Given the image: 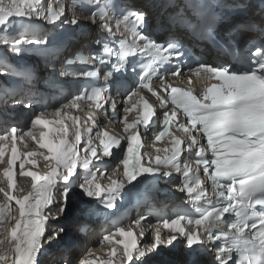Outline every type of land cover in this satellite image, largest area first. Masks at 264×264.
Returning <instances> with one entry per match:
<instances>
[{
  "label": "snow or ice",
  "instance_id": "obj_1",
  "mask_svg": "<svg viewBox=\"0 0 264 264\" xmlns=\"http://www.w3.org/2000/svg\"><path fill=\"white\" fill-rule=\"evenodd\" d=\"M259 5L256 16L252 0H48L47 5L44 0H0V123L6 125L0 134V162L5 144L11 145L3 170L7 186L0 187L4 198L0 264H39L44 244L63 240L66 229L53 228L50 220L67 214L74 188L81 189V197L95 200L92 211L114 215L110 210H119L118 202L138 185L149 180L154 185L173 174L181 177L179 190L194 211H165L154 203V195L148 203L146 194L149 215L156 217V223L143 214L127 226L117 222L100 241L110 246L108 256L116 258L115 264H152L165 254L164 249L178 250L179 264H264V0ZM37 20L53 28L41 32ZM82 22L103 33L95 41L98 51L67 63L78 61L90 67L56 69L51 62L60 44ZM217 25L242 29L253 38L238 45L227 40L222 44L241 66L200 63L189 69L204 81L199 94L171 87L166 78L180 77L184 71L180 62L186 52L178 34L183 30L216 43ZM153 30L163 36L152 38ZM28 54L39 55L51 67L42 90L37 84L44 69L26 63ZM173 61L174 70L168 71ZM68 78L89 82L65 97L63 84ZM127 80L132 86L122 97L123 134L113 136L102 130L96 114L102 111L107 118L110 109L113 117L108 122L112 123ZM154 81L159 91L152 87ZM145 90L165 109L162 118L142 94ZM21 109L33 112L27 128L9 123ZM74 110L87 113L88 119L71 115ZM132 111L137 115L129 122ZM157 120L160 130L155 141L169 136L170 129L183 136L172 135L170 148L142 151L143 134ZM18 141L30 149L22 154L19 176L31 178V190L14 195V169L21 157ZM114 149L122 157L109 174L100 164L114 155ZM81 152L86 155L81 157ZM184 152L189 157L194 152L195 159H182ZM35 157L54 163L47 164L50 170L45 174L26 171V163L35 167ZM78 167L83 169L82 178ZM121 171L123 178L118 175ZM105 177L109 183L102 186ZM125 181L131 187L126 189ZM145 221L147 229L142 226ZM133 226L140 228L138 234ZM146 230L152 239L141 245L138 238ZM93 255L90 251L80 264H93L89 258Z\"/></svg>",
  "mask_w": 264,
  "mask_h": 264
},
{
  "label": "bare ground",
  "instance_id": "obj_2",
  "mask_svg": "<svg viewBox=\"0 0 264 264\" xmlns=\"http://www.w3.org/2000/svg\"><path fill=\"white\" fill-rule=\"evenodd\" d=\"M0 187L6 188V182L3 177V172L1 168H0ZM17 190L19 189L17 188ZM3 203H4L3 193H0V205H3ZM76 225L78 226V224ZM98 230L99 229L97 225H92V230L90 232H87L85 235H80L78 232L74 231L71 236L74 242V245L72 246H69L67 244V241L63 238L62 241L53 240L49 243L44 244V248L46 250L47 255H53L54 258L53 264H66V262L67 264H72L77 258V256L84 251L85 247H87L88 245H92L95 242V238L98 234ZM0 250H3L2 247H0ZM89 252L90 251H86L85 252L86 255L82 259L88 257ZM97 256L98 254L94 252V255L89 257L91 260H93V264L96 263ZM177 262L179 263V257L177 258Z\"/></svg>",
  "mask_w": 264,
  "mask_h": 264
}]
</instances>
